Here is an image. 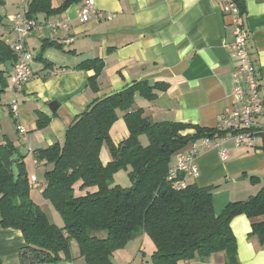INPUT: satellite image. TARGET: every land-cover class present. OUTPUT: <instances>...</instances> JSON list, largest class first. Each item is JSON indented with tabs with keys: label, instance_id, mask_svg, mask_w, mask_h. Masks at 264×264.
Wrapping results in <instances>:
<instances>
[{
	"label": "crops",
	"instance_id": "obj_1",
	"mask_svg": "<svg viewBox=\"0 0 264 264\" xmlns=\"http://www.w3.org/2000/svg\"><path fill=\"white\" fill-rule=\"evenodd\" d=\"M52 1L58 6L63 0ZM82 3L72 4L56 15H36L38 26L24 35L34 57L42 51L45 40L62 46L49 45L43 57L53 63L52 67L45 68L43 62L35 60V75L20 91L8 85L0 104V144L12 141L18 148V157L24 156L31 195L37 202L46 200L42 191L49 165L36 159V151L62 143L69 125L93 99L107 97L134 81L166 84L165 90H157L153 100L137 94L133 109L142 108L154 121H180L211 128L219 127L220 115L232 104L237 61L230 46L235 36L226 0H95L97 11L85 22L79 19ZM245 3L243 24L249 33L248 47L264 104V0ZM23 4L25 0H20L19 7ZM3 16L1 31L12 42L16 33L7 20L10 16ZM56 20H67L69 29L53 31L49 23ZM96 57L104 60V67L97 77V87H93L90 77L94 70L74 67ZM14 98L19 100L16 112L11 107ZM51 101L58 103L54 111L49 106ZM40 112L52 116L43 128L38 127ZM258 120L264 123V106ZM20 127L26 132H20ZM110 134L115 143L129 136L122 112ZM199 148V175L185 178L188 184L214 186L213 207L217 214L229 202L248 199L264 185V136L256 135L252 144L240 145L233 139L217 138L209 146L200 143ZM221 148L228 150V158L221 157ZM180 153L181 150L172 156L171 165L177 163ZM109 154L104 145L100 153L103 163L110 161ZM231 227L240 262L264 264V240L251 233V219L246 214L236 215ZM25 245L20 229L0 226V264H21L20 253ZM225 261L224 253H215L183 264Z\"/></svg>",
	"mask_w": 264,
	"mask_h": 264
},
{
	"label": "trees",
	"instance_id": "obj_2",
	"mask_svg": "<svg viewBox=\"0 0 264 264\" xmlns=\"http://www.w3.org/2000/svg\"><path fill=\"white\" fill-rule=\"evenodd\" d=\"M83 1L63 0L55 6L52 0H25L24 13L34 19L40 13L52 16ZM235 2L243 23L245 0ZM3 18L0 13V27ZM49 45L62 46L56 41L43 42L42 51L34 58L45 68L53 65L43 57ZM18 59L19 54L0 30V104ZM103 67L104 60L96 57L74 68L93 69L90 84L97 87ZM148 83L134 81L107 97L93 99L69 125L62 143L36 151V159L49 165L42 195L62 216L61 226L32 197L25 158L18 157L17 146L10 140L0 144V226L23 232L26 245L20 253L21 264H61L73 257V241L87 264H113V252L141 235L154 243L152 264H183L215 253H224L225 264H242L231 227L239 214L251 219V233L264 240V185L248 199L229 202L217 214L214 186L189 183L177 189L168 181L172 156L177 151L236 130L150 119L142 108L133 109L136 95L153 100L157 90H165L167 85ZM120 112L130 134L115 143L110 130ZM51 117L38 113V127L47 126ZM144 134L147 144L141 141ZM105 144L111 155L106 164L100 156ZM123 168L130 169L132 184L128 187L113 183L115 173ZM102 231L105 236L99 235Z\"/></svg>",
	"mask_w": 264,
	"mask_h": 264
},
{
	"label": "built area",
	"instance_id": "obj_3",
	"mask_svg": "<svg viewBox=\"0 0 264 264\" xmlns=\"http://www.w3.org/2000/svg\"><path fill=\"white\" fill-rule=\"evenodd\" d=\"M96 11L95 0H84L79 12V19L82 22L88 21ZM226 11L232 16V25H234L235 38L230 46L233 50L232 57L236 59L237 64L233 71L232 104L220 115L219 126L224 129L231 128L236 132L222 136L221 140L233 139L238 145L244 142L252 144L256 135L264 136V123L258 120L264 104L259 95L255 65L248 47L249 33L242 23L235 0H226ZM7 20L11 29L16 33V39L10 42L11 46L19 54V59L9 78V87L14 91H20L28 80L35 75L33 71L35 58L26 47L24 35L37 27L38 22L34 18L27 17L24 12L15 13ZM49 27L53 31H57L61 28L69 29L70 25L67 20H56L49 23ZM11 107L14 112L18 110L19 100L17 98L13 99ZM19 130L22 133L26 132L24 127H20ZM200 143L209 146L211 140L204 138L201 141L191 143L187 148L181 150L177 163L170 166L168 181H171L175 188L186 187L188 183L185 177L187 175H199L196 156L200 151ZM220 154L224 159L229 156L228 150L224 148L220 149ZM181 174H184L183 178L180 177Z\"/></svg>",
	"mask_w": 264,
	"mask_h": 264
},
{
	"label": "rangeland",
	"instance_id": "obj_4",
	"mask_svg": "<svg viewBox=\"0 0 264 264\" xmlns=\"http://www.w3.org/2000/svg\"><path fill=\"white\" fill-rule=\"evenodd\" d=\"M5 1L6 4L0 3V13L2 15L6 14L9 17L14 13L25 12L26 4H23L22 8H20V0ZM54 2L56 3L57 1ZM141 141L144 144H147L149 142L147 135H142ZM105 146L108 147L107 144H105ZM113 183L120 184L123 187L130 186L132 184L130 169L123 168L116 172L114 175ZM38 204L53 222L60 226L63 225L62 216L60 215V213H58V211L54 208L53 204L50 201L41 199L40 201H38ZM99 235L105 236L106 233L102 231ZM154 248V243L149 237L144 239L142 235L138 236L131 242H129L125 247L113 252V264H152L151 258ZM72 254L73 257L70 260H63L61 264H87L85 259L79 254V248L76 241L72 242Z\"/></svg>",
	"mask_w": 264,
	"mask_h": 264
},
{
	"label": "water",
	"instance_id": "obj_5",
	"mask_svg": "<svg viewBox=\"0 0 264 264\" xmlns=\"http://www.w3.org/2000/svg\"><path fill=\"white\" fill-rule=\"evenodd\" d=\"M57 105H58V103L56 102V101H51L50 103H49V106H50V108H51V111L53 110H55L56 109V107H57ZM242 178V177H241Z\"/></svg>",
	"mask_w": 264,
	"mask_h": 264
}]
</instances>
